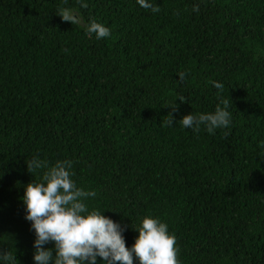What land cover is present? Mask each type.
<instances>
[{"label": "trees", "instance_id": "obj_1", "mask_svg": "<svg viewBox=\"0 0 264 264\" xmlns=\"http://www.w3.org/2000/svg\"><path fill=\"white\" fill-rule=\"evenodd\" d=\"M151 2L160 12L137 0H0V248L18 264H35L22 200L44 171L28 172L33 156L72 160L77 186L97 193L89 210L126 226V247L152 216L175 234L180 264H264V0ZM59 7L111 35L86 34ZM220 95L233 105L227 129L181 127ZM173 103L176 122L162 126Z\"/></svg>", "mask_w": 264, "mask_h": 264}, {"label": "clouds", "instance_id": "obj_2", "mask_svg": "<svg viewBox=\"0 0 264 264\" xmlns=\"http://www.w3.org/2000/svg\"><path fill=\"white\" fill-rule=\"evenodd\" d=\"M77 2L80 8L87 7L84 0ZM137 3L153 13L161 10L151 0H137ZM192 10L198 12L199 5L194 4ZM56 15L64 22L81 25L86 34H95L98 40L111 35L110 29L103 23L95 20L84 23L76 8L59 7ZM175 15L179 16V11ZM178 77L182 82L186 73L180 72ZM212 84L219 93L223 92L224 84L216 81ZM178 97L181 102L185 101V97ZM231 106V99L220 95L213 112H191L183 115L179 122L183 128L199 132L203 126L209 134H214L216 129H227L231 124ZM167 107L171 111L165 115L162 126L170 127L176 122L173 113L178 111V106L173 103ZM224 134L228 135L227 132ZM260 146L264 147V141L260 142ZM26 164L30 173L44 169L40 182L31 181L24 186L22 197L26 209L25 219L31 222V229L35 232V264H97V257L101 258L102 264H133V256L139 264H180L176 236L168 231V225L158 217L145 216L141 226L135 228L138 236L134 243L126 247L123 237L126 226L102 215V210H89L85 201L97 193L77 186L72 179V160H57L50 165L47 160L33 156ZM49 243L54 245L55 255L52 248L45 247ZM15 251L0 248V261L18 264Z\"/></svg>", "mask_w": 264, "mask_h": 264}]
</instances>
